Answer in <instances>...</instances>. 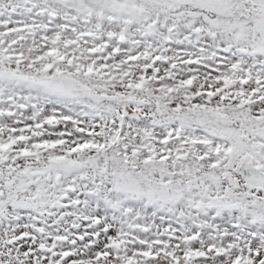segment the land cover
<instances>
[{
	"label": "snow or ice",
	"instance_id": "1",
	"mask_svg": "<svg viewBox=\"0 0 264 264\" xmlns=\"http://www.w3.org/2000/svg\"><path fill=\"white\" fill-rule=\"evenodd\" d=\"M0 264H264V0H0Z\"/></svg>",
	"mask_w": 264,
	"mask_h": 264
}]
</instances>
